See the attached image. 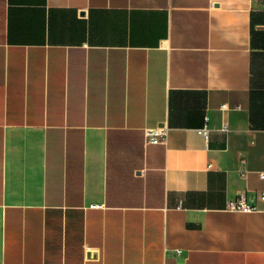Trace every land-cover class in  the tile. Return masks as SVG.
I'll use <instances>...</instances> for the list:
<instances>
[{"label": "crops", "instance_id": "1", "mask_svg": "<svg viewBox=\"0 0 264 264\" xmlns=\"http://www.w3.org/2000/svg\"><path fill=\"white\" fill-rule=\"evenodd\" d=\"M261 173L264 0H0V264H264Z\"/></svg>", "mask_w": 264, "mask_h": 264}, {"label": "built area", "instance_id": "2", "mask_svg": "<svg viewBox=\"0 0 264 264\" xmlns=\"http://www.w3.org/2000/svg\"><path fill=\"white\" fill-rule=\"evenodd\" d=\"M222 109H228L230 108L227 103H223L221 105ZM236 109H239L240 106L237 105L235 107ZM168 127L167 126H158V127H149L146 129V139L147 142H151V143H164L167 140V133H168ZM223 129L226 130L228 129L227 124L225 123L223 125ZM199 131L207 138L209 136V132L210 129L207 125L203 126L202 128H199ZM247 171H242L243 175H246ZM260 176L262 178H264V173H261ZM261 197L264 198V192L261 194ZM231 208H236V209H246V210H250V209H255L256 206L255 205H251L248 204L244 197L241 196L238 200H236L235 202L231 203Z\"/></svg>", "mask_w": 264, "mask_h": 264}]
</instances>
